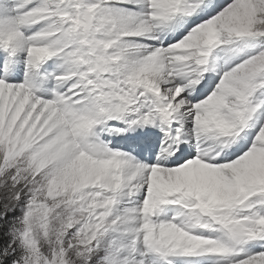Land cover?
<instances>
[{"label": "snow or ice", "instance_id": "1", "mask_svg": "<svg viewBox=\"0 0 264 264\" xmlns=\"http://www.w3.org/2000/svg\"><path fill=\"white\" fill-rule=\"evenodd\" d=\"M0 264H264V0H0Z\"/></svg>", "mask_w": 264, "mask_h": 264}]
</instances>
